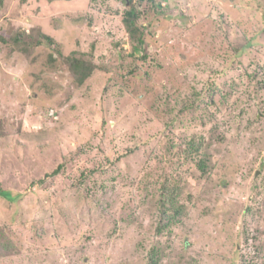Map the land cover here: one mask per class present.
Wrapping results in <instances>:
<instances>
[{"label":"rangeland","instance_id":"rangeland-1","mask_svg":"<svg viewBox=\"0 0 264 264\" xmlns=\"http://www.w3.org/2000/svg\"><path fill=\"white\" fill-rule=\"evenodd\" d=\"M133 4L0 0V264H264V0Z\"/></svg>","mask_w":264,"mask_h":264},{"label":"trees","instance_id":"trees-1","mask_svg":"<svg viewBox=\"0 0 264 264\" xmlns=\"http://www.w3.org/2000/svg\"><path fill=\"white\" fill-rule=\"evenodd\" d=\"M92 1H95V0H92ZM124 1L129 6L125 10L124 17H123L127 31L129 33L131 39L134 41V43L138 44L139 46H141V49H143V47L145 45V39H144L145 34H144L143 30L141 29L140 25L137 23V19L140 16L139 11L136 9L135 5L133 4V0H124ZM1 2H2V0H1ZM41 35H42V39H44V40L37 41V43H35L36 45H41V44L45 43L49 46H52V44L55 42V39L53 36L46 34V33H43ZM67 61L69 63L71 71L74 74L75 81L79 84L84 83L87 80V78L90 77L98 67L97 64L91 58L77 56V54L75 52L71 53L67 57ZM197 145L198 144L195 141H191L190 146H188L187 149L190 151H195V150H197ZM60 169H61V166H58L52 172L47 173L46 177L44 179L40 178L37 181L38 182L37 184H42L46 180V178H48L49 176H54V175L58 174L60 172ZM19 194L20 193H17L16 195H14V193L11 190L3 189L0 186V196L4 197L10 201H15L16 198H19V196H20ZM167 198H168V195H167ZM168 199L170 201H173L174 196L169 195ZM165 209L168 211V209L166 207H165ZM174 213L176 214L177 212H174ZM2 229H4V227H2V228L0 227V234H1L0 236H4V234H2ZM0 239H2V241H0L1 246L4 245L5 248L7 247V249L12 246L11 243H9L7 240H3V238H1V237H0ZM155 251H156V249H155ZM154 254H155V252L150 257L151 261L153 260Z\"/></svg>","mask_w":264,"mask_h":264}]
</instances>
